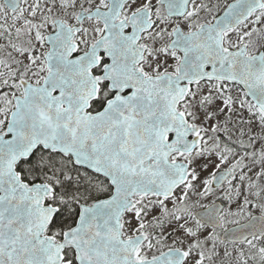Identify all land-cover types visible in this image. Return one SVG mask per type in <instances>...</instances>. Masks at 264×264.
Masks as SVG:
<instances>
[{"label":"snow or ice","instance_id":"snow-or-ice-1","mask_svg":"<svg viewBox=\"0 0 264 264\" xmlns=\"http://www.w3.org/2000/svg\"><path fill=\"white\" fill-rule=\"evenodd\" d=\"M0 264H264V0H0Z\"/></svg>","mask_w":264,"mask_h":264}]
</instances>
